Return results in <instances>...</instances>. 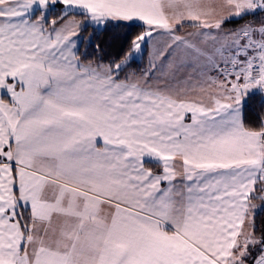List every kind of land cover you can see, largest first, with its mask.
<instances>
[{
	"label": "snow or ice",
	"instance_id": "6c2138e0",
	"mask_svg": "<svg viewBox=\"0 0 264 264\" xmlns=\"http://www.w3.org/2000/svg\"><path fill=\"white\" fill-rule=\"evenodd\" d=\"M0 264H264V0H0Z\"/></svg>",
	"mask_w": 264,
	"mask_h": 264
},
{
	"label": "trees",
	"instance_id": "16d2710c",
	"mask_svg": "<svg viewBox=\"0 0 264 264\" xmlns=\"http://www.w3.org/2000/svg\"><path fill=\"white\" fill-rule=\"evenodd\" d=\"M146 62H147V57L146 56H144L142 60H137V63L141 64V65L145 64ZM133 67H135V65Z\"/></svg>",
	"mask_w": 264,
	"mask_h": 264
},
{
	"label": "rangeland",
	"instance_id": "374dc122",
	"mask_svg": "<svg viewBox=\"0 0 264 264\" xmlns=\"http://www.w3.org/2000/svg\"><path fill=\"white\" fill-rule=\"evenodd\" d=\"M143 58L138 57L137 60H142Z\"/></svg>",
	"mask_w": 264,
	"mask_h": 264
}]
</instances>
